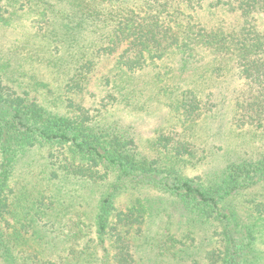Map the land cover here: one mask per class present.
Segmentation results:
<instances>
[{
    "label": "trees",
    "instance_id": "1",
    "mask_svg": "<svg viewBox=\"0 0 264 264\" xmlns=\"http://www.w3.org/2000/svg\"><path fill=\"white\" fill-rule=\"evenodd\" d=\"M6 1L0 0V264H261L256 244L264 198H248L244 211L231 199L264 186V148L211 177H190L187 171L206 158L190 140L160 135L152 146L161 155L149 157L129 127L102 123V113L71 97L64 111L49 108L21 78L24 64L37 60L66 75L67 93L79 94L98 64L113 57L107 81L123 89L134 75L169 60L178 67L166 73L173 81L161 89L177 94L172 103L186 123L226 111L233 127L252 128L264 138V0H29L43 10L30 9L39 16L27 26L18 25L23 17ZM206 10L234 19L208 22ZM10 30L22 37L5 42ZM38 40L48 45L30 48ZM201 67L213 81L234 80L231 96L197 85ZM40 148L47 151L44 180L51 187L30 195L16 172ZM73 179L111 180L91 221L85 195L75 210L66 206L78 199L74 192L53 190ZM141 185L174 201L135 195L117 205L119 196ZM211 228L203 252L207 244L193 231Z\"/></svg>",
    "mask_w": 264,
    "mask_h": 264
},
{
    "label": "rangeland",
    "instance_id": "2",
    "mask_svg": "<svg viewBox=\"0 0 264 264\" xmlns=\"http://www.w3.org/2000/svg\"><path fill=\"white\" fill-rule=\"evenodd\" d=\"M10 2L13 3L14 7L11 6ZM41 3L43 2L41 1ZM63 5L60 2L56 9L60 10ZM6 6L19 10L18 14L23 17L18 19L19 26L21 24L27 26L30 20H35L37 19L36 16H39L38 13L33 14L30 9L32 11L35 9L39 12L43 10V7L37 1L30 3L29 0H17L14 2L8 0L6 1ZM22 6H24V9ZM27 12L28 14H26ZM209 13L210 11L206 10L202 14V17L204 20L212 23H217L220 19L225 18L228 22L234 19L229 14L218 13L210 15ZM261 24L264 25V20H262ZM16 32L18 30L6 32L5 36L9 37V40L4 39V41H10L11 39L14 41V39L21 38L22 36H17ZM44 45H48L46 40H38V43L33 47L30 46V48L38 47L37 49L41 50ZM113 61V57L102 60L96 70L89 74V85L86 87V90L79 94L67 93L65 89V83L67 82V79H65L67 78L66 75L54 68L39 64L37 60L28 61V63L24 64L23 69L26 76L21 78V81L23 82V86L30 90L31 95L41 98L49 108H59V110L64 111L68 102L67 98L71 97L74 101L90 108L92 113H102L100 117L102 123L113 125V127L116 124L129 127L137 140L139 150L149 157L161 155V152L152 146L153 142L160 135L190 140L197 146L199 155L206 157L205 161L200 163L197 168H190L187 171L190 177H211L212 174L220 170L222 171L231 160L240 157H257L263 150L264 138L262 135L252 128L238 129L233 127L228 123V119L223 117L226 111H218L217 116L203 118L196 123H186L182 112H178L176 106L172 103L174 98L172 99L171 96L177 94L169 96L161 89L164 83H171L173 81L172 79H168L171 75L167 76L166 73L170 69H177L178 66L175 65V62L169 60L161 61L156 68H149L134 75L133 78L135 80L133 84L125 83L122 85L124 88L121 89L115 83L107 81ZM206 61H210V58L207 57ZM207 66L205 63L204 67L207 68ZM159 72L161 73V77L157 75ZM198 75H201L203 78L196 77L197 81L195 83L197 85L200 84V87H203L206 92L213 91L218 93L220 91L231 96L234 88H236L237 83L234 80L223 79L220 83L219 81H213L211 76L207 77L208 74H203L202 67L199 69ZM184 84L187 85V82ZM46 152L45 148H40L33 152L30 158H28L29 160L24 161V163H30V165H23V168H19L16 172L19 187L27 185V188L30 189V195H32L31 189L39 191L40 187H51L48 185V181L44 180V177H46L44 173ZM38 183H40V186ZM110 183L111 180L105 183L90 184L80 179H73L67 184L64 182L60 186L54 187L53 190L62 186L63 191L70 189L74 192L78 196V199L68 202L66 206L75 208V210L79 208V202H82L80 198L85 195L83 210L86 213V218L91 221L95 213V205L101 195L109 189ZM36 184L38 185L35 186ZM140 188V191L127 192L119 196L117 205L121 208L126 206L135 195L141 197L148 195L160 201L166 200L170 204L174 201L170 195L152 187L141 185ZM252 197L264 198V186L258 185L257 187L244 190L233 197L231 202L240 205L238 207L244 211L245 208L241 207V205L248 198ZM175 222L177 225H180L178 219ZM175 222L173 228L175 227ZM213 230V228H211V231L208 229H194L193 235H195L196 240L203 241V237L205 238L207 234L211 236ZM260 232L256 248L257 256L262 260L261 264H264V227ZM177 235L180 238L181 231ZM92 237L95 238V234ZM190 240L193 242L191 238ZM203 244H207V247L203 249V252H206L209 248V241H203ZM196 245L200 247V243H197V241ZM99 249L101 250L102 248L100 247ZM203 252L199 251L200 254Z\"/></svg>",
    "mask_w": 264,
    "mask_h": 264
}]
</instances>
